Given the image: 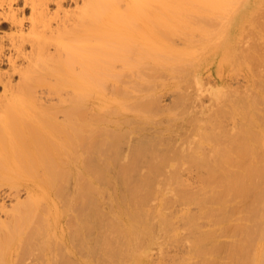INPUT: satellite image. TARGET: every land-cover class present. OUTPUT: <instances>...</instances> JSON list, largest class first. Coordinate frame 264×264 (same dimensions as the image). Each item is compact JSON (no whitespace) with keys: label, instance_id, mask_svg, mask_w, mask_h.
Masks as SVG:
<instances>
[{"label":"bare ground","instance_id":"bare-ground-1","mask_svg":"<svg viewBox=\"0 0 264 264\" xmlns=\"http://www.w3.org/2000/svg\"><path fill=\"white\" fill-rule=\"evenodd\" d=\"M52 2L61 7L62 0L0 2L9 8L8 14L0 12V28L16 31L8 38L7 54L0 37V264H24V258L32 260L26 264H152L141 250L155 239L149 237L155 229L164 235L162 242L177 236L166 209L155 205L166 195H171L169 203L197 205L204 217L218 218H205L211 226L228 219L231 212L227 217L223 209L229 199L234 204L241 199L252 225L241 216L243 223L236 227L245 225L225 226L233 228L228 230L233 236L244 234L242 241L226 246L229 258L223 253L226 247L219 242L217 249L213 246L218 235L212 240L190 211L181 214L188 229L195 223L204 235L188 234L195 236L190 239L197 248L194 257L199 255L197 264H213L220 246L229 261L220 255L216 264H264V0H81L79 10L62 18L57 30L48 11ZM20 4L32 9L26 35ZM205 53L218 56L219 69L221 59L233 71L244 70L249 80L246 89L219 87L209 109L201 108L206 93L197 103L206 87L199 79ZM4 64L9 71L1 70ZM16 75L20 81L14 84ZM39 87L55 96L66 91V98L60 94L59 104L47 106L37 98ZM194 90L201 93L196 98ZM172 91L178 97L162 113L160 97ZM193 104L201 110L196 106L192 116ZM139 122L144 129L149 126L142 135L158 123L162 129L155 128L160 131L156 135L161 137L152 133L155 145L150 134L152 140L145 134L150 141L138 136L141 143L130 142L132 149L126 151L124 142L132 141L126 136ZM179 130L188 135L186 140ZM109 134V139L104 136ZM166 134L173 136L166 139ZM144 140L154 144L147 147ZM140 164L148 167L144 174L137 170L143 168ZM186 166L202 172L196 174L201 181L197 191L182 178ZM161 176L165 185L156 184ZM213 203L220 209H213ZM243 206L232 209L239 213ZM126 253L129 259H124Z\"/></svg>","mask_w":264,"mask_h":264},{"label":"rangeland","instance_id":"rangeland-1","mask_svg":"<svg viewBox=\"0 0 264 264\" xmlns=\"http://www.w3.org/2000/svg\"><path fill=\"white\" fill-rule=\"evenodd\" d=\"M78 0H62V4H61V7H57V4L56 3H54V2H52L50 5H48V11L50 12V22H52L51 23V26H52V28L54 29V30H57V28L59 29V23L58 22H60L61 20H62V18L64 19L65 18V16H67L69 13H73L74 14V12L76 11V10H79V6L81 7V5H82V3H81V0H79L78 2H77ZM0 2H1V0H0ZM81 3V4H77V3ZM21 4H23L22 2H21ZM20 4V5H21ZM19 5V12L20 11H22V9H25V10H23L21 13H19V19L20 20H23L25 23H24V32H25V35L27 34V33H29L30 32V28H29V25H30V20H31V18H32V9H31V7H26V8H24V6L23 5H21L20 6ZM78 6V7H77ZM2 6H0V8H1ZM5 7V8H4ZM16 8H17V6H15ZM15 7H14V9H15ZM4 8V9H3ZM60 8V9H59ZM78 8V9H77ZM59 9V10H58ZM1 10L5 13V14H8L9 13V8L8 7H6V6H3L2 7V9H0V12H1ZM5 10V11H4ZM8 10V11H7ZM16 10V9H15ZM61 10V11H60ZM7 11V12H6ZM60 11V12H59ZM3 12H1V13H3ZM77 12V11H76ZM55 13V14H54ZM57 13V14H56ZM21 15V16H20ZM64 15V16H63ZM263 16V15H262ZM24 18H25V20H24ZM61 18V19H60ZM261 19H262V17H261ZM264 19V18H263ZM56 28V29H55ZM250 28V27H249ZM253 28H254V26H253ZM1 30H0V37H3V43L2 44H4V48H5V50H6V54L8 53V47H9V40H8V38L9 37H11V35H14V34H16L15 32L16 31H14V29L13 30H10L8 27L6 28H0ZM52 29V30H53ZM7 35V36H6ZM245 36V35H244ZM247 36H245V38H246ZM242 38V37H241ZM250 38H252V36L250 37ZM254 38H256V37H254ZM178 43L180 42V41H177ZM177 42H176V44H177ZM27 48H26V52H30L31 51V48H30V45H27L26 46ZM207 55H208V53H205V55H203V57L205 56V57H207ZM201 57V59H203V60H201V62L203 63V66L201 67L202 68V70L201 71H199V79H201V84H204V86H206L205 87V89H204V87L202 86L201 88L203 89V92H199V93H196V94H198V96L200 95V97H199V99H198V101L197 100H195V102L194 103H196V101H197V103H199L200 102V100L201 99H203V98H205V99H203V100H201L202 101V103H201V108H207V109H209V106H210V102L213 100V93L214 94H216V92L218 91V90H220V89H218L219 87H221V89H222V87H226L227 85L229 86V84L232 86V89H234V88H236L238 85V88H240L241 89V87L240 86H243L244 87V85H245V89H246V85L247 84H249L248 82H249V80H248V78H246L247 77V75L243 72L244 70H239V73H238V71L236 70V71H233V69H231V68H233L232 66H230V65H226L223 61L221 62V59L217 62V64L219 65V67H221L222 69H219L217 66H216V59H217V57L218 56H216V55H212L211 53H209V55H208V57L207 58H203L202 57V55L200 56ZM219 62H221L220 64H219ZM224 64H225V67H224ZM23 67H26V64H24L23 65ZM207 68V69H206ZM120 69V68H119ZM206 69V70H205ZM1 70L2 71H9V66L8 65H6V64H4V65H2V67H1ZM205 70V71H204ZM219 70H222L220 73H223V77L220 75V73L218 72ZM232 70V71H231ZM204 71V72H203ZM226 71V72H225ZM218 73H219V75H218ZM241 73V74H240ZM243 74V75H242ZM242 77H241V76ZM225 76V77H224ZM243 76H244V78H243ZM246 76V77H245ZM222 77V78H221ZM20 77L19 76H17L16 75V77L14 76L13 77V79H14V81H13V83L14 84H17V83H19V81H20V79H19ZM12 79V80H13ZM224 79V80H223ZM19 80V81H18ZM203 80H205V81H203ZM248 80V81H247ZM161 81V80H160ZM209 81V82H208ZM221 81H222V83H224V85L222 86V83H221ZM159 82V81H158ZM204 82V83H203ZM208 82V83H207ZM247 82V83H246ZM210 84V85H209ZM216 85V86H215ZM0 86H2V85H0ZM214 86V87H213ZM227 86V87H228ZM230 86V87H231ZM248 86V85H247ZM225 88V89H229V88ZM45 87H39L38 89H40L39 91H38V89H36L37 90V98H38V100L40 101H43L42 103L43 104H46L47 106H49V105H52V104H55V105H57V104H59V99H61L63 96L65 97V92L64 93H62V92H60V94H61V96H62V94H63V96L62 97H59L60 96V94H59V96L57 95V96H55L56 94L55 93H52L53 95H50V93L51 92H48V90H46V88L44 89ZM237 88V89H238ZM209 89V90H208ZM108 90V89H107ZM106 90V91H107ZM109 90H111V89H109ZM230 91H231V89H229ZM228 90V91H229ZM235 90V89H234ZM68 91V90H67ZM112 91V90H111ZM35 92V91H34ZM48 92V93H47ZM110 92V91H109ZM108 92V93H109ZM113 92V91H112ZM112 92L111 93H109L108 95L110 96L111 94H112ZM195 92H197V91H195L194 90V96H195V98H196V94H195ZM36 93V92H35ZM35 93H34V95H32V97H35ZM69 93V91L67 92V94ZM107 93V92H106ZM204 93H206L207 95L209 94V96H211V97H206V94L204 95ZM49 94V95H48ZM55 94V95H54ZM31 95H30V97H31ZM39 95V96H38ZM113 95V94H112ZM202 95H204L203 96V98H201V96ZM1 96H3V89H2V87H0V97ZM68 96V95H67ZM192 96H193V94H192ZM193 96V97H194ZM197 96V97H198ZM58 97V98H57ZM63 97V98H64ZM110 97H113V96H110ZM177 93L176 92H165V93H163L162 95H161V97H160V105H159V109L158 110H161V112L163 113L165 110H168V109H170L171 108V106L175 103V101H176V99H177ZM66 98V97H65ZM194 98V99H195ZM212 98V99H211ZM209 99H210V101H209ZM205 100V101H204ZM40 101V102H41ZM203 102H204V105H203ZM206 102V103H205ZM196 103V104H197ZM196 104H193L194 105V107L193 108H191V110H192V116H193V113L195 112V114H196V111L195 110H197V112H198V109H196L195 107L197 106ZM212 104H213V101H212ZM199 106H197L198 108L200 107V104H198ZM207 105H209V106H207ZM190 106H192V102H191V105ZM214 106V105H213ZM213 106H211V109H212V107ZM168 108V109H167ZM201 108H199L200 110H201ZM160 112V111H159ZM160 112V113H161ZM168 112V111H167ZM166 112V113H167ZM91 113H92V110H91ZM91 113H89V114H91ZM165 113V114H166ZM191 113H190V115H191ZM88 114V115H89ZM92 115V114H91ZM61 119H63V116L64 115H62V114H59L58 115ZM90 116V115H89ZM93 117H94V115H92ZM169 116V114L167 113V115L165 116V115H163L162 117H163V120L166 118V117H168ZM92 117V118H93ZM89 118H91V116L89 117ZM150 118H152V121L154 120V118L153 117H150ZM168 119H169V117H168ZM160 120V119H159ZM166 120H167V118H166ZM165 121V120H164ZM136 122V121H135ZM154 123H155V121H153ZM157 122V121H156ZM154 123H152V124H154ZM175 123V122H174ZM173 123V124H174ZM226 123H228V122H226ZM225 123V124H226ZM230 123V122H229ZM228 123V124H229ZM137 124V126L135 125L134 126V128H135V130L137 129V128H139L138 130H136V133H137V131H139L138 133H140V131H143V132H146V130L149 128V126L147 127V129L145 128L144 129V127L145 126H143L142 125V123H140L139 122V124H140V126H142V127H140L139 125H138V123H136ZM156 124H158V123H156ZM154 125V127H153V125L151 126V124H150V130H153V128H154V130L153 131H148L147 133L148 134H150L151 136H152V138H153V135H155V136H158V137H161V134H159V135H156L157 134V132H158V130H160V129H162V127H160L159 125L157 126V125ZM166 124H167V122H166ZM228 124H226V125H228ZM229 125H231V124H229ZM158 127H160V129L158 128ZM133 127L131 128V131H135V130H133L134 129ZM140 128H142V130H140ZM158 129V130H156V129ZM115 129V128H114ZM145 130V131H144ZM131 131H130V133H128V135L126 136V140L128 141V139L129 140H131L132 139V141H128V143L125 141L124 142V149L127 151V150H129L130 148H131V146H132V144H134L135 143V141L134 140H139V139H141L142 137H143V139H144V136L145 137H147V136H149L150 137V135H148V134H146V133H143L144 135H142V133H140L141 135H139V134H137V136H136V133L135 132H132L133 133V135H132V133H131ZM156 131V132H155ZM178 132H180L179 134L181 135V137H182V139H184V140H186L187 138H188V135H185V136H182L183 134L182 133H184V131H182L181 132V130H179ZM114 133V132H113ZM135 133V134H134ZM152 133H153V135H152ZM155 133V134H154ZM158 133H160V131L158 132ZM115 134V133H114ZM147 136H146V135ZM106 138H110V136H112V135H110L109 134V137H108V135H104ZM137 138H136V137ZM138 136H140L139 138H138ZM154 136V137H155ZM167 136V137H166ZM170 136V134L168 135V134H166L164 137H166V139L168 138ZM171 136H173V135H171ZM170 136V137H171ZM133 137V138H132ZM157 137V138H158ZM169 137V138H170ZM175 137V136H174ZM177 137V136H176ZM112 139H110V140H112L113 142H114V140H116V139H114L113 140V137H111ZM136 138V139H135ZM148 138V137H147ZM151 138V137H150ZM150 138H148V141H150ZM152 138H151V140H152ZM156 138V137H155ZM163 138V137H162ZM161 138V139H162ZM168 138V139H169ZM154 139V138H153ZM160 139V140H161ZM164 139V138H163ZM176 139H178V138H176ZM181 138H179L178 140H180ZM180 140V141H183V140ZM145 140H147L146 138H145ZM145 140H144V142H145ZM156 139H154V141H155ZM159 140V142H161ZM134 141V142H133ZM141 141H142V139H141ZM148 141H146V142H148ZM166 141V140H165ZM165 141H162L161 143H163V142H165ZM132 144H131V143ZM139 143H141L140 142V140L138 141ZM143 142V143H144ZM145 142V143H146ZM150 142H148V146L147 147H149V145L150 146H152V143L154 144V142H151V144H149ZM156 141H155V145H156ZM161 143H159V144H161ZM126 144V145H125ZM129 146H128V145ZM137 144V143H136ZM136 144H134V145H136ZM131 145V146H130ZM137 146V145H136ZM154 146V145H153ZM161 147H163L162 145H160V148ZM153 148H155V146L153 147ZM124 149H122V151L124 152ZM132 149V148H131ZM126 151L124 152L125 154H126ZM130 151V150H129ZM140 166H142L143 168L144 167H146V166H144L143 164L141 165L140 164ZM143 168H141V169H143ZM148 168V167H147ZM147 168H144L143 169V171H141V169H140V167H139V165H138V168H137V170H139L138 172H139V174H144L145 172H147L148 170H147ZM147 171H146V170ZM196 170V168H193V167H191V166H186L185 168H184V170H182V174H184V175H182V178L183 179H186V180H184V181H186V183L187 184H189V182H187L188 180L191 182L190 184H193L192 186H190V188L192 187V189H193V191H197L199 188H200V183H199V181H200V178L196 175L197 173H199L198 175L199 176H201V173L200 172H198V169H197V171H195ZM141 171V172H140ZM143 172V173H142ZM165 173H167V172H165ZM167 175H168V173H167ZM163 176V175H162ZM162 176H161V181H160V183L158 182V181H156V182H158V183H156V184H160V185H162V183L164 184L165 182H163L164 180H162V179H164V178H169V175L166 177V175H165V177L164 178H162ZM160 177V176H159ZM153 178V177H152ZM157 178V179H156ZM198 178H199V181H198ZM154 179H156V180H159L158 179V177L156 176ZM167 180V182H168V179H166ZM154 183H155V181H153ZM153 182H151V183H153ZM201 182V181H200ZM153 183V184H154ZM152 184V185H153ZM155 185V184H154ZM153 185V186H154ZM165 185V184H164ZM158 188H159V185H156ZM155 186V187H156ZM154 187V188H155ZM156 187V188H157ZM164 187H166V186H164ZM155 188V189H156ZM157 188V189H158ZM169 188H171L172 190H175V189H173V187L171 186V187H169ZM175 188V187H174ZM188 188H189V186H188ZM148 189H149V187H148ZM148 189H147V191H148ZM153 188H151V190H152ZM157 189L154 191V190H152V191H154V194H156V198H155V196H153L154 194L152 193V197L151 198H153V200L155 201V199H157L158 198V196L160 195V194H158L157 193ZM151 190L150 191H148L149 193L151 192ZM156 192V193H155ZM157 194H158V196H157ZM184 194H187L186 192H184ZM144 195H146V194H144ZM149 195H151V193L149 194ZM175 195V194H174ZM24 198H25V195L23 194L22 195ZM167 196H171V195H166V197ZM150 197H148L149 199H150ZM161 197V196H160ZM160 197L157 199L158 201H157V203L155 204V205H161V208H164V214L165 215H169L168 217L171 219L172 218V220H171V223H173L172 225L170 224V228H172V230L174 231H176V233L174 232V234L175 235H177L176 237H174V238H176L177 240H175L174 238L173 239H171V240H168V242L166 241V242H162L163 240H165L164 238H163V240H160V237L162 238V237H164V235H162L161 233H160V231L158 232V229H155V228H153V229H155V232L153 233V235L151 234L149 237H153V239L154 240H151V241H153V242H151V241H148V239H150L149 237L146 239V241H148L149 243H148V247H146L145 246V244L142 246V247H144V248H142V250H141V252L145 255L144 257L146 258L145 260H147L148 262H150V263H152V264H154V263H158V264H162V262H164L163 264H179V262L183 259V257L184 258H186L187 259V263L188 264H197L200 260H199V255H198V257L196 256V257H194L196 254V252H197V248L196 249H194V245H191L192 243H190V239H191V237L193 238H195V236H202L203 235V233L201 234V232H199L201 235H199V233H198V226H200V228H202V229H200L201 231H208L209 232V234H210V236L212 235L213 237H211L212 238V240H213V238H214V235L216 236L215 238H217V235H218V238L217 239H214L213 241H217V242H215L214 243V245H213V241H210L211 243H212V245L213 246H215V244H216V249H217V245L219 244V245H222V249H223V247H224V249H225V247L227 246H232V245H230L229 243L231 242V243H233V242H235L234 240H237V241H242V237H244V234L242 235V233H241V231L239 232L238 231V233H240V236H241V238H239L238 236H236V235H234L233 236V234H235V232L234 233H232L233 232V228L232 227H230V228H232V232L231 231H228V230H230V228H228V227H225V226H227V225H234L233 227H235V228H237L238 226H241V225H247V224H250V225H252L251 223H252V218H250L249 219V217L250 216H246L247 215V209H246V207H245V204H244V202H241V199H239V198H236V199H234V201H235V204H234V202H232V200H233V198L232 199H229V201L232 203H229V201H228V203H226L227 205H224V207L226 208V210H225V208L223 209L224 210V213L223 214H225V211L227 212L226 213V215L227 214H229V211L232 213H230V215H232L233 216V218L234 217H237L238 218V216L240 217V219L238 218H235V220L236 221H234L233 220V218H229V217H231L230 215H229V217H228V215H227V217H228V219H226V221L224 222H222L221 220H224L225 219V217H223V218H221V220H219V221H221V224H214V222H213V225L211 226V225H209V224H212L211 222L212 221H214V219H215V216H213V217H211L210 219L207 217V216H209V215H205L206 217H207V219L205 220V218L206 217H204L203 216V212L202 211H200L201 209H200V207H198L197 205H190V206H188V204H186L185 202H181V201H179L178 199V201L177 202H173V203H169V199H168V202L166 203V201H165V199H166V197H164V198H162L161 197V200H160ZM155 198V199H154ZM164 199V201H162ZM166 199V200H167ZM153 200H151L150 199V203H153V205H154V203L156 202H154ZM160 200V201H159ZM240 200V201H239ZM5 201V204L8 206V204L10 205V203L11 202H9V201H7L6 202V200H4ZM151 201H153V202H151ZM172 201V200H171ZM170 201V202H171ZM3 201H0V203H2ZM147 203L148 205L150 204V203ZM166 203L165 204V206L167 207V208H165L164 207V203ZM182 204H181V203ZM236 202H238V203H236ZM180 203V204H179ZM241 203V204H240ZM170 204V205H169ZM171 204H172V207H171ZM175 204V205H174ZM214 204V203H213ZM216 204V203H215ZM211 205V207H213V209H217L218 208V204H216V205ZM238 204H239V207H240V205H242L243 206V204H244V206L243 207H241L238 211H239V213L238 212H236L237 211V208L236 209H232V208H235V207H238ZM150 205H152V204H150ZM150 205L147 207L148 209H150ZM152 206V209H154V208H156V206ZM178 205V206H177ZM229 205V206H228ZM232 205V206H231ZM177 206V207H176ZM214 206H215V208H214ZM231 206V207H230ZM154 207V208H153ZM228 207H230L229 209H228V211H227V208ZM242 208H245V210L244 209H242ZM215 209V210H216ZM218 209H220V208H218ZM217 209V210H218ZM241 209L243 210V211H245L246 212V214L244 213V212H240L241 211ZM181 210V211H180ZM182 210H183V212H182ZM186 210V211H185ZM216 210V211H217ZM234 210H235V212H234ZM108 211V209H106V212ZM170 211V212H169ZM172 211H176L175 213H173ZM188 211H190L191 212V214L194 216V220L195 221H197V225L194 223L193 225H195V226H191V227H189V228H191L192 230H193V228L195 229L196 228V231H191V229H188V227H186L187 226V222H186V219L185 218H183L182 217V215H183V213L184 212H188ZM182 212V213H181ZM203 214H202V213ZM233 212L235 213V215L236 216H234V214H233ZM170 213V214H169ZM201 213V214H200ZM242 213H244L245 215H244V217H243V214ZM182 214V215H181ZM202 215V216H201ZM171 216V217H170ZM217 216V215H216ZM225 216V215H224ZM241 216H242V218H244L245 220H249V222H250V220H251V222L249 223L248 221V223L247 222H245L244 221V219H243V222L245 223V224H241V225H238L237 227H236V223L237 224H239V223H243L241 220H242V218H241ZM246 216V217H245ZM177 217H179V218H177ZM210 217V216H209ZM218 217V216H217ZM216 217V218H217ZM247 218V219H246ZM178 219H180V220H178ZM183 219V220H182ZM202 219V220H201ZM211 219H213V220H211ZM218 219V218H217ZM217 219H215V222H216V220ZM182 220V221H181ZM200 220H201V222H200ZM207 221V220H209V221H211L210 223H209V221H208V223L206 222V223H204L205 221ZM229 220H231V221H234L233 222V224H231L232 222L230 221L229 222ZM238 220H239V222H238ZM153 221H155V222H158V220L156 221V219L155 220H153ZM185 221V222H184ZM241 221V222H240ZM183 222V223H182ZM201 223L200 225H199V223ZM176 223V224H175ZM154 224V223H153ZM155 225V224H154ZM207 227H206V226ZM216 225H218V226H216ZM156 226V225H155ZM198 228H197V227ZM202 226V227H201ZM214 226V227H213ZM224 226V227H223ZM212 227H213V229H212ZM222 227V228H221ZM170 228H168V229H170ZM181 228V229H180ZM225 228V230L223 231V229ZM228 228V229H227ZM185 229H187V232L185 231ZM211 229V230H210ZM219 229V230H218ZM222 229V230H221ZM171 229L170 230H168V232L169 231H172ZM178 230V231H177ZM199 230V231H200ZM218 232H217V231ZM173 231H172V233H173ZM203 231V232H204ZM213 231V233H210V232H212ZM215 231V232H214ZM219 231L222 233V231L224 232V233H222L223 235H225L226 233H228L227 235H226V237L224 236L223 237V235L222 234H220L219 233ZM225 231H226V233H225ZM158 232V233H157ZM189 232H191L190 234H192V235H195V236H189L188 234H189ZM229 232H231L230 234H229ZM237 232V231H236ZM171 233V232H170ZM195 233V234H194ZM216 233V234H215ZM220 235H219V234ZM238 233H236V234H238ZM169 234V233H168ZM208 234V233H207ZM207 234H205V236L207 235ZM157 235V236H156ZM161 235V236H160ZM170 235H172V234H170ZM174 235V236H175ZM180 235V236H179ZM187 235L190 237H187ZM232 237H231V236ZM239 235V234H238ZM204 236V235H203ZM209 236V235H208ZM180 237V238H179ZM231 237V238H230ZM234 237V238H233ZM251 237V236H250ZM255 237V235L253 236L252 235V240L253 239H255L254 238ZM182 238V239H181ZM189 240H188V239ZM156 239H158V240H156ZM188 241H187V240ZM175 242H174V241ZM179 240H181L182 242L180 243V241ZM179 241V242H178ZM152 244H151V243ZM172 242H174V244H172ZM180 243V245L178 244V243ZM219 242V243H218ZM221 242V243H220ZM168 243H170L169 245H168ZM177 243V245H175ZM209 243V242H208ZM211 243H209V244H211ZM218 243V244H217ZM166 244V245H165ZM182 244H183V246H182ZM155 245V246H154ZM164 245V247L162 248V246ZM170 245H171V247H170ZM189 245V246H188ZM190 245H191V247H190ZM180 246V247H179ZM165 247H167V248H165ZM190 247V248H189ZM227 247H226V250H227ZM189 248V249H188ZM230 248V247H229ZM143 249H145V250H143ZM163 249H165V250H163ZM190 249H194L193 251H195L194 253H193V251L192 250H190ZM221 249V247L219 246V249L218 250H220L218 253H217V251L215 252V256H212V259H215V261H218V260H220V258L221 257H223L222 258V260L221 261H223V259H225V258H229L228 256L230 255L229 254V252H230V250L231 249H229V250H227L228 251V253L226 252V250H222ZM161 250H163V251H161ZM168 250V251H167ZM223 251V253H225V254H227V256L225 255V254H221V252ZM167 251V252H166ZM169 251H170V254H169ZM173 251V252H172ZM190 251L192 252V253H190ZM159 252H160V254H159ZM166 252V253H165ZM161 253H163L165 256H163ZM216 253L218 254V257L216 256ZM176 254V255H175ZM188 254H190V255H188ZM194 254V255H193ZM229 254V255H228ZM125 255H127V256H125L124 257V259L125 258H128V255H129V253H126ZM178 255V256H177ZM221 255V257L219 258V256ZM223 255H225L226 257L224 258V256ZM167 256V257H166ZM170 256V257H169ZM179 256H180V258H179ZM183 256V257H182ZM149 257V258H148ZM158 257V258H157ZM162 257H164V258H162ZM169 257V258H168ZM187 257H189V258H187ZM214 257V258H213ZM172 258V259H171ZM179 258V259H178ZM217 258H218V260H217ZM25 260V263L24 264H26V260H28L27 258H24ZM129 259V258H128ZM152 259V260H151ZM158 259V260H157ZM166 259V260H165ZM186 259H184L185 260V262H184V260L181 262V263H185V264H187L186 263ZM190 261H189V260ZM154 260V261H153ZM155 260H157V261H155ZM163 260V261H162ZM177 260V261H176ZM225 260H228V259H225ZM225 260L223 261V262H225ZM29 261V260H28ZM168 261V262H167ZM198 261V262H197ZM215 261H213L214 263L213 264H216L215 263ZM229 261V260H228ZM228 261H226V262H228ZM29 262H31L32 263V260L31 261H29ZM28 262V263H29ZM170 262V263H169ZM31 263H29V264H31ZM180 263V264H181Z\"/></svg>","mask_w":264,"mask_h":264}]
</instances>
